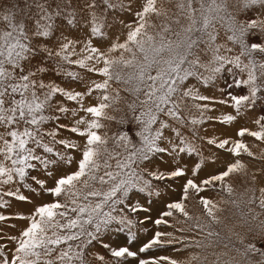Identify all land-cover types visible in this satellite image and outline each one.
I'll return each instance as SVG.
<instances>
[{"label": "snow or ice", "instance_id": "snow-or-ice-1", "mask_svg": "<svg viewBox=\"0 0 264 264\" xmlns=\"http://www.w3.org/2000/svg\"><path fill=\"white\" fill-rule=\"evenodd\" d=\"M209 87L220 96L201 93ZM217 104L235 112L219 118L224 125L257 113L255 130L201 136ZM246 136L264 143V0H0V210L11 207L7 198H53L0 212V224L24 222L17 235L0 228V264H126L177 245L198 250L186 264H205L218 248L213 264H264V187L237 198L232 182L255 185L264 173L249 174L243 158L264 161V152ZM202 144L217 151L205 156ZM221 153L229 157L222 170L197 182ZM164 155L170 170L149 167ZM181 179V198L153 219L154 198L171 187L155 182ZM190 193L202 215L189 211ZM149 221L157 230L131 250ZM124 233L122 246L105 239ZM161 261L182 264H139Z\"/></svg>", "mask_w": 264, "mask_h": 264}, {"label": "rangeland", "instance_id": "rangeland-1", "mask_svg": "<svg viewBox=\"0 0 264 264\" xmlns=\"http://www.w3.org/2000/svg\"><path fill=\"white\" fill-rule=\"evenodd\" d=\"M91 75V74H88ZM93 79H99V77H95L92 76ZM220 84H223V80L220 81ZM73 87L76 88V90H83V86L82 85H76L73 84ZM237 92H239L240 90L237 89ZM201 93L204 95H209V96H220V91L218 90V88H213V87H209V88H201ZM95 95V94H94ZM91 100L92 103H95V100H92L91 98H89ZM198 103H204V102H198ZM69 107H74V105L69 102ZM212 107L214 108V111L211 112H207L205 113V115L207 116H211L214 117L216 119L206 122L203 125L199 126V134L201 136H206V137H211V138H235L236 132L237 130L244 126V127H248L251 128L253 130H255L256 126L255 124L252 122L253 119H255L256 115H258L257 113H247L244 117H238L237 120L235 122H233L231 125H224V124H220L218 122L219 118H222V116L224 114H233L235 115V112L232 108L225 106V105H212ZM190 115H199V113L193 109L192 112L190 113ZM64 123H68L67 120L63 121ZM115 128V126H113ZM64 136H71L72 134L68 133V132H63L62 133ZM187 134V133H186ZM73 140H77L79 142L82 143V140L78 137L72 136ZM245 141L248 143L250 149L257 155L259 156L261 154V152H264V143L255 141L254 138L251 137H245L244 138ZM198 143H200L198 141ZM202 147L205 148V153L204 155L207 156L209 155V152L207 151L208 149H211V152H216L217 150L215 148H212L211 146L207 145V144H202ZM73 155L75 156L76 159H79L80 153L79 152H75L73 153ZM221 159L220 161L217 162V165H213L211 168H206V169H202L200 174L196 177H193L194 179L197 180V182H199L200 180L206 178L208 175L213 174L216 171L222 170L223 165L229 160V157L227 155H225L224 153L220 154ZM245 163H247L248 165V170H249V174L256 172L257 169L260 168H264V161H260V160H254L252 158H249L247 156H245L244 158ZM149 167L153 170H158V171H162V172H166L168 170H170V168L172 167V164L169 160V158L164 155L162 159L160 158H154V160L152 161V163L149 165ZM189 167H191V164L189 165ZM69 172L75 170V163H73V165L71 167H69L67 169ZM189 176H191V172H189ZM244 178L242 177H235L233 178V186L234 188H236L237 191V198L239 197V194L243 193L246 187H255L256 188V194L259 195V189L261 187H264V173H260L258 175V179L255 185H252L251 183L249 184H245L244 182ZM184 180H178V181H171V180H167V181H163V182H155V183H160L161 185H171L170 188H163L162 187V195L159 198H154V203L152 205V207L154 208V211L152 213V217L153 219L157 218L159 213L163 210H165V204L168 202H173V201H177L181 198L182 196V184H183ZM27 194V193H25ZM201 195H210L213 198H217L215 193H201ZM248 195H251V193H249ZM190 199L189 201H186V203L188 204L189 207V211L194 214V215H202L201 213V209L200 206L196 203V201L199 199L198 196H196L194 193H190L189 194ZM248 197L245 196L244 199L246 200ZM11 201V207H9L6 210H0V212H4V214H15V213H19V212H28L30 211L33 207L34 204H39V203H46V202H50L51 199H53L52 197H45L44 200L42 201L40 198H35L34 200V204H25L22 202H16L14 200H11V198H7ZM143 202V201H141ZM255 207V206H253ZM241 209L243 211H247V207L245 205H241ZM235 209H230L228 212H226L224 215L231 217L232 213L235 212ZM257 212L260 211V209H256ZM260 220H264V214H262L259 217ZM15 224L17 225L16 228H11L8 227V225H12ZM24 226V222L23 221H19V220H8L3 222L2 224H0V228L3 229V234L5 236L7 235H17L20 231V228ZM180 225H178L179 227ZM144 228L147 229V231H139L138 235H137V239L134 243L130 244L129 246L131 247V250L133 251H138L139 247L146 243L153 235V233L157 230L155 228V226L152 224L151 221H149L146 225L143 226ZM159 230L161 231H172L173 229L171 228H165V227H161ZM127 234L124 233L121 235V237L119 239H117L116 237H111L110 239L105 236L106 240H109V242L113 243V246H115L116 244L119 245H124L125 244V239L124 237ZM179 247L177 246H168V247H163V248H155L152 250H149L147 253H139V255L136 258H128L126 261V264H139V260L140 259H150V258H158V257H171L173 259H177L179 261L182 262V264H186V260L187 257L189 255L190 252L192 251H198L196 249H189L187 252L184 251L183 249H181V251H176L175 248ZM97 251L102 252L103 254H105L106 256L108 255L107 252L105 250H103L102 248H100L99 246H97L96 248ZM212 251H222V249H209L205 255H208V260L205 262V264H213V261L215 260V257L212 256L210 253ZM161 264H166L165 261H161Z\"/></svg>", "mask_w": 264, "mask_h": 264}]
</instances>
